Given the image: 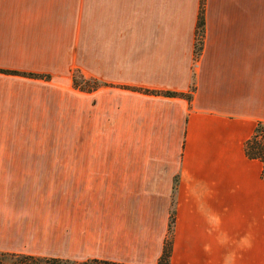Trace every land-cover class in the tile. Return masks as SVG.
Wrapping results in <instances>:
<instances>
[{
	"label": "crops",
	"instance_id": "1",
	"mask_svg": "<svg viewBox=\"0 0 264 264\" xmlns=\"http://www.w3.org/2000/svg\"><path fill=\"white\" fill-rule=\"evenodd\" d=\"M201 5L0 0V251L159 264L176 185L170 264H264V0Z\"/></svg>",
	"mask_w": 264,
	"mask_h": 264
},
{
	"label": "trees",
	"instance_id": "2",
	"mask_svg": "<svg viewBox=\"0 0 264 264\" xmlns=\"http://www.w3.org/2000/svg\"><path fill=\"white\" fill-rule=\"evenodd\" d=\"M204 24V5L202 0V5L200 9L199 16V26L203 27ZM202 50L199 44L196 46V55ZM7 73L21 74L18 71L3 70ZM34 77H41L39 74H30ZM74 86L81 90L92 91L97 89L101 84L93 77H86L82 71L75 68L72 71ZM154 93H164L169 96L183 95L178 92H155ZM191 99V94L187 95ZM246 151L249 157L259 158L264 161V121H259L257 123L255 132L253 136L246 143ZM264 174V170H263ZM175 193L176 185L174 186L173 203L171 209L169 232L165 243V248L163 255L159 261V264H170V253H171V243L173 236V227L175 222ZM0 264H124L109 260L102 259H90L85 261H73V260H62L57 258H49L43 256H37L32 254L17 253V252H6L0 251Z\"/></svg>",
	"mask_w": 264,
	"mask_h": 264
},
{
	"label": "rangeland",
	"instance_id": "3",
	"mask_svg": "<svg viewBox=\"0 0 264 264\" xmlns=\"http://www.w3.org/2000/svg\"><path fill=\"white\" fill-rule=\"evenodd\" d=\"M86 56H91V55L88 54ZM91 63H92L91 60L86 59V60L80 61V62L75 61L74 65H76V64L79 65L81 67V69H83V72L85 71V73H87V75H91V73H90L91 72V70H90L91 69ZM71 92H72V89H70V93ZM69 95H72V94H69ZM75 104H76L75 98L70 97V115H73V108H75ZM74 115H75V112H74ZM73 124H75V117L70 116V133H69V139L70 140H76V135H77L75 133L73 127H72ZM55 135H58V137L60 136V134H54V139H56Z\"/></svg>",
	"mask_w": 264,
	"mask_h": 264
}]
</instances>
